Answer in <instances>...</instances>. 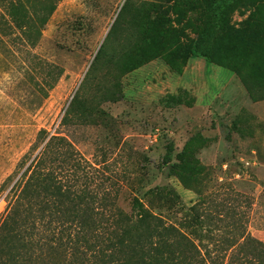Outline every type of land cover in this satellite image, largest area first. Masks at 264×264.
Segmentation results:
<instances>
[{
    "label": "rangeland",
    "instance_id": "obj_1",
    "mask_svg": "<svg viewBox=\"0 0 264 264\" xmlns=\"http://www.w3.org/2000/svg\"><path fill=\"white\" fill-rule=\"evenodd\" d=\"M124 1L59 0L33 49L63 68L42 101L2 72L0 64V212L13 183L5 181L7 176L30 149L38 130L45 128L68 136L94 165L108 162L109 175L127 169L134 186L129 190L154 211L166 212L169 203L165 200L170 198L174 216L180 217L201 194L208 195L205 205L212 212L219 206L222 216L210 224L211 248L232 238L234 232L227 230L237 223L264 243V99H251L235 72L197 55L187 59L159 56L117 78L105 57L90 67ZM141 1L152 0H130L132 6ZM170 8L180 42L194 40L200 26L199 9L180 14L181 5L174 9L170 4ZM250 10H235L231 23L240 26ZM126 12L118 16L107 50L119 51L120 41L130 37V12ZM116 79L119 99L100 101ZM79 87L81 97L99 102L95 121L61 125ZM185 147L201 168L196 177L171 171ZM152 188L159 192L153 198L148 193ZM120 204L124 205L122 198ZM255 250V244L248 242L225 258L213 249L212 257L221 264H259L252 258Z\"/></svg>",
    "mask_w": 264,
    "mask_h": 264
},
{
    "label": "trees",
    "instance_id": "obj_2",
    "mask_svg": "<svg viewBox=\"0 0 264 264\" xmlns=\"http://www.w3.org/2000/svg\"><path fill=\"white\" fill-rule=\"evenodd\" d=\"M58 2L0 0L1 70L14 77L24 91H32L39 102L63 74L61 66L33 50ZM170 4L174 9L181 5L180 14L199 9L200 26L194 40L180 42L179 32L172 26ZM239 8L251 10L235 27L231 15ZM126 11L130 12L127 24L132 33L120 41L119 51L107 50L113 43L110 34L116 30L118 16ZM174 19L179 21L178 16ZM191 55L232 70L251 99H264V0H152L135 6L125 0L90 67L105 57L117 78L159 56L187 59ZM79 89L70 99L61 125L94 123L99 102L81 97ZM119 92L116 79L100 101L117 100ZM178 157L171 171L196 177L201 168L191 150L185 147ZM109 168L108 162L94 165L68 136L40 128L5 180L13 183L0 212V264H210L208 259L221 264L212 257L213 249L225 258L248 242L255 244L252 258L264 264V243L239 228L235 219L237 226L227 230L234 232L233 237L210 247L214 238L210 224L222 216L219 206L214 212L207 208L208 195L201 194L175 217L170 198L165 200L169 203L166 212L154 211L129 190L134 186L127 169L111 176ZM148 191L152 198L159 193L153 188Z\"/></svg>",
    "mask_w": 264,
    "mask_h": 264
}]
</instances>
